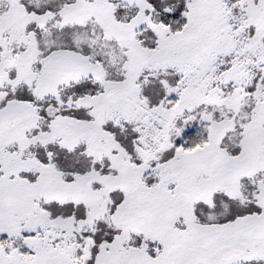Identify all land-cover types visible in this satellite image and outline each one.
<instances>
[{"label":"snow or ice","instance_id":"obj_1","mask_svg":"<svg viewBox=\"0 0 264 264\" xmlns=\"http://www.w3.org/2000/svg\"><path fill=\"white\" fill-rule=\"evenodd\" d=\"M0 264H264V0H0Z\"/></svg>","mask_w":264,"mask_h":264}]
</instances>
